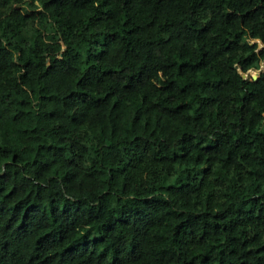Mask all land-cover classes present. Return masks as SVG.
Segmentation results:
<instances>
[{
    "label": "trees",
    "instance_id": "trees-1",
    "mask_svg": "<svg viewBox=\"0 0 264 264\" xmlns=\"http://www.w3.org/2000/svg\"><path fill=\"white\" fill-rule=\"evenodd\" d=\"M263 63L264 0H0V264H264Z\"/></svg>",
    "mask_w": 264,
    "mask_h": 264
},
{
    "label": "rangeland",
    "instance_id": "rangeland-1",
    "mask_svg": "<svg viewBox=\"0 0 264 264\" xmlns=\"http://www.w3.org/2000/svg\"><path fill=\"white\" fill-rule=\"evenodd\" d=\"M262 66H264V63L262 64ZM252 75H256V72H251Z\"/></svg>",
    "mask_w": 264,
    "mask_h": 264
},
{
    "label": "water",
    "instance_id": "water-1",
    "mask_svg": "<svg viewBox=\"0 0 264 264\" xmlns=\"http://www.w3.org/2000/svg\"><path fill=\"white\" fill-rule=\"evenodd\" d=\"M253 78H255V75H252Z\"/></svg>",
    "mask_w": 264,
    "mask_h": 264
}]
</instances>
